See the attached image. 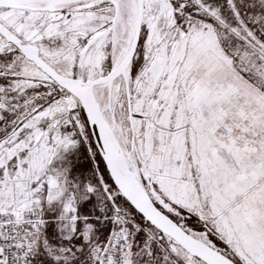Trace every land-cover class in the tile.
I'll return each instance as SVG.
<instances>
[{
	"label": "snow or ice",
	"instance_id": "snow-or-ice-1",
	"mask_svg": "<svg viewBox=\"0 0 264 264\" xmlns=\"http://www.w3.org/2000/svg\"><path fill=\"white\" fill-rule=\"evenodd\" d=\"M0 264H264V0H0Z\"/></svg>",
	"mask_w": 264,
	"mask_h": 264
}]
</instances>
